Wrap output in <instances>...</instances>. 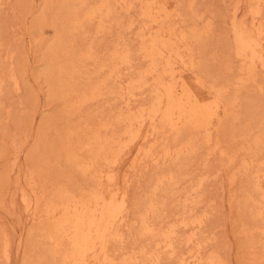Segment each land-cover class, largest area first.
Wrapping results in <instances>:
<instances>
[{"label":"bare ground","instance_id":"6f19581e","mask_svg":"<svg viewBox=\"0 0 264 264\" xmlns=\"http://www.w3.org/2000/svg\"><path fill=\"white\" fill-rule=\"evenodd\" d=\"M249 1L251 21L240 16L238 6L231 16L233 41L229 44H232L233 56L240 62L238 73L225 81L208 82L195 51L201 52L202 39L210 25L198 26L201 16L194 10L192 1L185 8L184 0H45L44 19L49 15L51 18H47L55 28L53 39L47 43L43 71L49 95L62 101L61 111L68 116L78 114L87 102L100 98L104 89H108L122 105L118 103L113 107L108 119L99 124L80 116L74 122H67L51 146L57 156L64 157L72 172L79 173L85 180L88 177V181L84 184H75L73 180L69 184L58 182L49 198L44 194L31 198L28 193H23L22 200L32 217L44 221L38 233L36 231L41 252L38 264L45 258L49 259L47 264H131L139 259L142 264H161L157 252L160 245L171 254L175 253V232L179 224L157 227L156 222L160 220L155 198L160 188L167 192L176 182L174 173L169 169L156 172L150 185L151 194L137 202L136 232L149 240V244L140 246L137 252L132 250L131 254L113 249L114 242H124L123 227L128 224L131 213L132 204L126 188L131 173L138 172L148 160L157 163L169 158L191 161L199 151L200 141L208 144L224 119L232 121L237 117L233 108L238 94L228 97L230 87H244L247 81L254 80L258 69H264V0ZM132 10L136 11V17L130 16L128 22L124 21L122 13ZM93 23L96 24L94 29ZM114 24L121 26L122 31L115 35L111 44L108 43L110 45L105 47L104 57H101L103 51L101 53L93 41L86 42V35L91 28L99 34ZM126 32H134L135 44L128 35L125 37ZM226 59L223 65L226 64L230 71L233 61ZM86 62H92L96 67L90 80L82 85V75L87 74L84 70ZM7 78L14 81L15 89H19V78L15 74L2 75L0 88ZM143 93L148 95L147 102L134 104L133 101ZM248 110L251 111L250 107ZM252 112L251 118L254 117L253 109ZM230 129L234 128L230 126ZM262 130L253 136L250 125L243 126L232 130L231 137H242L248 147L240 149L254 152L255 146L264 144ZM162 134H170L172 146L166 144L159 153L152 145L145 146L152 138H161ZM219 143H215V148L225 154ZM132 149L135 155L127 166L126 156ZM233 158L231 154L229 159ZM40 161L50 160L42 155ZM253 161H244L241 166L249 177L243 205L249 209L251 221L243 231L249 237L247 246L261 248V251L251 253L253 256L247 259V264H258V260L264 258V240L254 237L258 230L264 237V170L251 172ZM121 168L124 170V188L119 179ZM203 181L201 177L198 187ZM189 198L186 195L185 201L191 200ZM193 222L195 227L204 223L202 219ZM180 223L183 227L189 225L185 218ZM191 240L192 236L188 238ZM7 246L6 242L3 254L9 261ZM186 254L178 257L177 264H222L218 254L204 255L200 244Z\"/></svg>","mask_w":264,"mask_h":264},{"label":"rangeland","instance_id":"374dc122","mask_svg":"<svg viewBox=\"0 0 264 264\" xmlns=\"http://www.w3.org/2000/svg\"><path fill=\"white\" fill-rule=\"evenodd\" d=\"M189 1L193 2L191 4L194 10L201 16L198 26L204 28L205 25H210L202 39V53L198 49L195 51L197 61L202 63L208 82L225 81L231 78L233 73L237 74L238 66H240V62L232 54V49L230 50L232 44L229 43L233 41L231 16L238 6L240 16L251 21V16L248 14L250 1L184 0L185 8ZM44 9L45 0H0V77L15 74L20 83L19 89H15L14 81L7 78L0 88V264H7L9 261L10 264L39 263L41 252L36 231L44 221L43 218L32 217L31 211L22 200L23 193H28L31 198L43 194L45 198H49L53 195L55 186L58 185L56 183L69 184L73 180L75 184H84L88 178L86 177L85 180V177L83 179L79 173L75 171L73 173V169L70 165L68 166L64 157L57 156V153L52 151L51 146L57 140L58 132L67 122L76 121L78 116L84 117V120L91 123L94 121L93 124H99L108 119L113 107L118 106V103L122 105L119 99L117 101L108 93V89H104L100 98L90 100L83 105L85 107L79 109L77 116H68L61 111L63 110L62 101L58 97L49 95L48 83L43 72L46 68V49L55 35V28L48 19L51 17L48 15V18L44 19ZM122 14L126 22L131 17H136L135 10ZM95 25L93 23L91 27ZM118 26L114 24L107 31L99 34L91 28V32L86 35V42L93 41L95 47L101 53L103 51L100 56L104 57L105 47L109 46L122 31L121 26L119 28ZM126 36L130 38L132 44L136 43L134 32H126ZM226 58L230 62L233 61V68L230 71H227L226 64L223 65ZM95 67L92 62L85 63L84 70L87 74L82 75V85L93 76ZM243 86L237 89L235 85H232L228 94V97L238 94L237 104L233 108L237 117L232 121L224 119L219 130L214 132L210 144L200 141L199 151L191 161L181 162L176 158H169L157 163L148 160L138 169V172L131 173V180L126 188L132 204L131 213L127 218L128 224L123 227L124 242L118 244L114 242L113 249L117 248L118 253L125 251L131 254L133 251L137 252L140 246L149 244V240L137 233L138 225L135 222L138 213L137 204L151 194L150 185L156 174L168 169L174 173L176 182L170 185L171 188L168 191L166 190L170 194L161 188L155 194L161 221H157L156 224L158 228H163L165 225L167 227L175 222L179 226L175 232L177 247L175 253L171 254L163 245L157 249L161 264H177L178 257L183 253H187V256L197 244H200L204 255L218 254L222 264H247L249 257L261 251V248L254 249L247 246L249 237L243 231L244 226H248L251 221H249V209L243 205V198L249 187V177L245 171H242L241 166L244 161L254 159L251 167L249 166L250 171H263L264 144L255 146L256 148L252 150L254 152L247 153L246 150L240 149L248 147L247 142L242 137L236 139L231 137V133L234 129L248 125L253 136L264 130V126H261L264 125V69H258L254 80L247 81ZM147 100L148 95L143 93L137 97L136 102H133L140 104L146 103ZM249 107L250 112H248ZM251 108L254 110L253 118H251L253 115ZM230 126L234 129L231 130ZM160 136L161 138L159 136V138H152L153 140L145 146L152 145V149L159 153L166 144L173 145L170 134ZM218 141L221 149H224L227 154H222L215 148V143ZM229 154H232L235 159L230 160ZM42 155L48 157L50 161H40ZM134 155L133 149L127 153V166ZM123 173L124 170L121 168L119 179L122 188L126 187L122 180ZM201 177L204 181L198 187L197 183ZM186 195L192 201L188 200L187 203ZM184 218L189 223L187 227H183L180 223ZM196 219L203 220L201 227H195L193 221ZM257 232H254L256 234L254 237L264 240L261 230ZM191 236L192 240L188 241ZM6 242L9 261L3 254V246ZM48 261L49 259L45 258L42 264H47ZM131 264H142V262L139 259ZM258 264H264V258L259 259Z\"/></svg>","mask_w":264,"mask_h":264}]
</instances>
